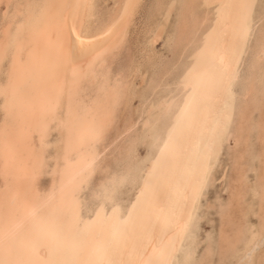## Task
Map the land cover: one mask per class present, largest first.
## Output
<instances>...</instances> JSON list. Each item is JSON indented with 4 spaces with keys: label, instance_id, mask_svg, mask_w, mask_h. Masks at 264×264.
<instances>
[{
    "label": "bare ground",
    "instance_id": "1",
    "mask_svg": "<svg viewBox=\"0 0 264 264\" xmlns=\"http://www.w3.org/2000/svg\"><path fill=\"white\" fill-rule=\"evenodd\" d=\"M142 1L130 0L92 34L95 0H0V264H173L241 73L250 0L202 1L221 4L222 14L181 81L189 92L172 115L160 178L123 225L114 195L127 171L100 185L87 213L82 192L139 68L133 62L127 76L109 70Z\"/></svg>",
    "mask_w": 264,
    "mask_h": 264
},
{
    "label": "rangeland",
    "instance_id": "2",
    "mask_svg": "<svg viewBox=\"0 0 264 264\" xmlns=\"http://www.w3.org/2000/svg\"><path fill=\"white\" fill-rule=\"evenodd\" d=\"M129 1L95 0L89 32H101ZM202 1H142L109 70L112 76H127L133 62L139 68L129 77L128 99L99 144V167L82 192L83 213L100 200V185L111 176L128 173L114 195V203L125 212L123 225L130 210H137L155 187L170 155L172 115L189 92L182 90L181 81L222 14L221 4L205 8ZM248 8L241 73L230 88L225 130L216 139L212 167L204 176L173 264H264V0H250ZM4 9L1 6V19ZM56 139V131L47 139L48 167L53 166ZM50 179L44 176L39 188L45 189Z\"/></svg>",
    "mask_w": 264,
    "mask_h": 264
}]
</instances>
